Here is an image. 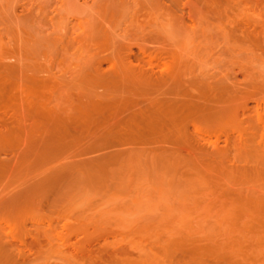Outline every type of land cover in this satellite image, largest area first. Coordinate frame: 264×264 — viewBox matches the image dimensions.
Returning a JSON list of instances; mask_svg holds the SVG:
<instances>
[{
    "label": "rangeland",
    "instance_id": "374dc122",
    "mask_svg": "<svg viewBox=\"0 0 264 264\" xmlns=\"http://www.w3.org/2000/svg\"><path fill=\"white\" fill-rule=\"evenodd\" d=\"M0 264H264V0H0Z\"/></svg>",
    "mask_w": 264,
    "mask_h": 264
},
{
    "label": "bare ground",
    "instance_id": "6f19581e",
    "mask_svg": "<svg viewBox=\"0 0 264 264\" xmlns=\"http://www.w3.org/2000/svg\"><path fill=\"white\" fill-rule=\"evenodd\" d=\"M4 65H5V64H4ZM5 69H6V68H5ZM148 70H149V69H148ZM149 76H150V75H149ZM147 81H148V80H147ZM153 84H154V83H152V85H153ZM153 86H154V85H153ZM20 100H21V99H20ZM164 100H165V99H164ZM197 100H198V99H197ZM27 101H30V99H29V100H26V102H27ZM130 101H131V100H130ZM19 102H20V101H19ZM24 102H25V101H24ZM30 102H31V101H30ZM143 102H144V101H143ZM31 103H32V102H31ZM109 103H110V102H109ZM129 103H130V102H129ZM132 103H133V102H132ZM166 103H167V102H166ZM26 104H29V102H27ZM125 104H126V102H125ZM173 104H174V103H173ZM175 104H176V103H175ZM175 104H174V105H175ZM30 105H31V107H32V104H29L28 107H29ZM102 105H103V103H102ZM131 105H133V104H131ZM134 105H135V104H134ZM141 105H142V104H141ZM169 105H170V106H173V105H171V103H170ZM169 105H168V106H169ZM178 105L180 106V104H178ZM199 105H200V104H199ZM104 106H105V105H104ZM128 106H129V105H128ZM168 106H167V107H168ZM33 107H34V106H33ZM106 107H107V106H106ZM109 107H110V105H109ZM129 107H130V106H129ZM177 107H178V106H177ZM104 108H105V107H103V109H104ZM158 108H159V107H158ZM178 108H179V107H178ZM106 109H107V108H105L104 110L106 111ZM125 109H127V108L125 107ZM145 109H147V108H145ZM159 109H160V112L162 113V111H161V106H160ZM159 109H157V110H159ZM182 109H183V107H182ZM147 110H148V109H147ZM164 110H165V109H164ZM184 110H185V108L183 109V111H184ZM99 111L101 112L100 109H99ZM107 111H108V109H107ZM107 111H106V112H107ZM112 111H113V110H112ZM183 111H182V112H183ZM191 111H192V110H191ZM191 111H190V112H191ZM195 111H196V110L194 109V113H195ZM103 112H104V111H103ZM114 112H116V114L118 113V111H114ZM130 112H131V111H130ZM134 112H135V111H134ZM134 112H133V113H134ZM140 112H141V111H140ZM146 112H147V111H146ZM156 112H157V111H156ZM165 112H166V111H165ZM170 112H172V111H170ZM170 112H169V113H170ZM176 112H177V110H176ZM197 112H198V110H197ZM98 113H99V112H98ZM107 113H110V112H107ZM178 113H179V112H177V113H175V114H178ZM184 113H185V112H184ZM88 114H89V113H88ZM137 114H138V113H137ZM146 114H147V113H146ZM157 114H158V112H157ZM173 114H174V113H173ZM175 114H174V115H175ZM198 114H199V113H198ZM198 114H197V116H198ZM48 115H49V114H48ZM48 115H47V116H48ZM85 115H86V113H85ZM113 115H114V114H113ZM135 115H136V113H135ZM159 115H160V114H159ZM163 115H165V114H163ZM181 115H183V114H181ZM86 116H88V115H86ZM129 116H131V115H129ZM132 116H133V115H132ZM140 116H141V113H140ZM179 116H180V115H178V117H179ZM184 116H185V119H186V115H184ZM184 116H183V117L180 116L181 119L179 118L180 120H182V118H183V120H182L183 122H185V121H184V120H185V119H184ZM108 117H109V116H108ZM123 117H124V116H123ZM126 117H127V116H126ZM190 117H191V116H190ZM198 117H200V116H198ZM48 118H50V117H48ZM113 118H114V116H113ZM116 118H118V117H116ZM116 118H115V119H116ZM135 118H137V117H135ZM139 118H140V117H138V119H139ZM66 119H67V118H66ZM115 119H114V120H115ZM131 119H133V118H131ZM131 119H130V120H131ZM163 119H164V118H163ZM172 119H174V118H172ZM109 120H110V119H109ZM117 120H118V119H117ZM155 120H156V119H155ZM155 120H154V121H155ZM169 120L172 122L171 117L168 118V121H169ZM175 120H176V119H174V122L177 123L178 120H177V121H175ZM65 121H66V120H65ZM65 121H64V122H65ZM77 121H78V120H77ZM83 121H84V120H83ZM110 121H111V120H110ZM110 121H109V122H110ZM136 121H137V120H136ZM166 121H167V120H166ZM168 121H167V122H168ZM182 121H181V122H182ZM189 121H190V120H189ZM66 122H67V121H66ZM109 122H108V123H109ZM121 122H122V120H121ZM127 122H128V121H127ZM130 122H131V121H130ZM133 122H135V121L133 120ZM139 122H140V120H139ZM144 122H145V121H144ZM167 122H165V124H166ZM174 122H173V124H174ZM181 122H180V124H181ZM67 123H68V122H67ZM71 123H72V122H71ZM73 123H74V122H73ZM80 123H81V122H80ZM80 123L75 124L74 126H72V124H71V125H68V127H69V126L75 127L76 125H77V126H78V125L81 126L82 124L80 125ZM106 123H107V122H106ZM111 123H112V121H111ZM115 123H116V121H115ZM156 123H157V122H156ZM160 123H161V122H160ZM163 123H164V122H163ZM178 123H179V122H178ZM63 124H64V123H63ZM102 124H103V123H102ZM182 124H183V123H182ZM184 124H185V123H184ZM85 125H87V124H85ZM111 125H112V124H111ZM113 125H115V124H113ZM118 125H120V124H118ZM118 125H117V126H118ZM122 125H123V123H122ZM185 125H187V123H186ZM185 125H183V126H185ZM61 126H62V125H61ZM65 126H67V125L65 124ZM117 126H116V127H117ZM131 126H133V125H131ZM166 126H167V125H166ZM170 126H172V125L169 124V127H170ZM179 126H180V125H179ZM85 127H86V126H85ZM109 127H110V126H109ZM120 127H121V125H120ZM134 127H136V126L134 125ZM142 127H143V126H142ZM145 127H147V126H145ZM67 129H68V128H67ZM80 129H81V128H80ZM68 130H69V129H68ZM73 130H74V129H73ZM74 131H75V130H74ZM75 132H76V131H75ZM68 133H69V132H68ZM69 134H70V133H69ZM76 135H77V134H75V136H76ZM73 136H74V135H73ZM77 136H78V135H77ZM80 139H81V138H80ZM78 140H79V139H78Z\"/></svg>",
    "mask_w": 264,
    "mask_h": 264
}]
</instances>
